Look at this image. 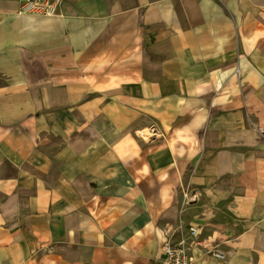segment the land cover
I'll use <instances>...</instances> for the list:
<instances>
[{"label":"crops","instance_id":"0c3cea01","mask_svg":"<svg viewBox=\"0 0 264 264\" xmlns=\"http://www.w3.org/2000/svg\"><path fill=\"white\" fill-rule=\"evenodd\" d=\"M22 5L0 0V264H156L181 222L224 254L200 264H264V0Z\"/></svg>","mask_w":264,"mask_h":264},{"label":"built area","instance_id":"2783aa9c","mask_svg":"<svg viewBox=\"0 0 264 264\" xmlns=\"http://www.w3.org/2000/svg\"><path fill=\"white\" fill-rule=\"evenodd\" d=\"M60 0H24L19 13L56 16L60 14ZM187 197V193L184 194ZM162 255L156 264H200L203 255L222 258L224 254L213 244H205L197 226L181 222L176 227L165 225Z\"/></svg>","mask_w":264,"mask_h":264},{"label":"rangeland","instance_id":"374dc122","mask_svg":"<svg viewBox=\"0 0 264 264\" xmlns=\"http://www.w3.org/2000/svg\"><path fill=\"white\" fill-rule=\"evenodd\" d=\"M60 14H61V10H60ZM60 14H59V15H60ZM186 193H187V197H185V196H184V198H186V200H188V201H187V202H185V203H189V202L191 201V197H190V195H189V192H188V191H187Z\"/></svg>","mask_w":264,"mask_h":264},{"label":"bare ground","instance_id":"6f19581e","mask_svg":"<svg viewBox=\"0 0 264 264\" xmlns=\"http://www.w3.org/2000/svg\"><path fill=\"white\" fill-rule=\"evenodd\" d=\"M22 1H24V0H22ZM59 8H60V10H61V0H60V7H59Z\"/></svg>","mask_w":264,"mask_h":264}]
</instances>
